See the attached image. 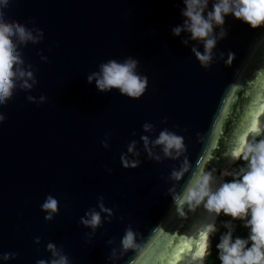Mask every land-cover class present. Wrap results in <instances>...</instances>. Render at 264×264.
<instances>
[{"label":"water","instance_id":"obj_1","mask_svg":"<svg viewBox=\"0 0 264 264\" xmlns=\"http://www.w3.org/2000/svg\"><path fill=\"white\" fill-rule=\"evenodd\" d=\"M176 5L182 7V0H12L6 19L28 27L33 19L44 39L22 50L24 60L38 69L37 85L30 92L17 90L0 107L6 115L0 123V253L18 254L0 264L47 260L50 241L63 248L72 264H110L106 257L129 224L140 233L139 247L117 264H170L203 220L202 207L190 211L184 205L183 217L177 208L214 146H220L221 158L219 173L213 175L230 170L229 153L250 126V113L263 104L264 28L226 17L228 35L216 50L232 51L235 59L230 67L216 61L204 70L180 37L170 34L182 22ZM129 55L148 77L140 98L115 89L100 93L94 82H86L99 63ZM29 94H43L46 101L37 106L25 99ZM144 122L154 125L153 137L165 127L184 137L189 169L179 181L168 179L178 161L146 159L139 140L147 135ZM262 124L258 127L264 129ZM106 133L108 149L100 143ZM133 139L141 164L125 169L119 156ZM49 194L57 199L58 212L45 221L40 204ZM97 196H103L113 218L86 242L90 229L78 221L97 206ZM34 237H40L39 244ZM110 237L115 245L106 244Z\"/></svg>","mask_w":264,"mask_h":264},{"label":"clouds","instance_id":"obj_2","mask_svg":"<svg viewBox=\"0 0 264 264\" xmlns=\"http://www.w3.org/2000/svg\"><path fill=\"white\" fill-rule=\"evenodd\" d=\"M12 0H0V107H6L19 91L30 92L38 83L36 72L38 69L23 58V48L29 43L35 45L44 39L43 31L35 26L33 19L27 24L15 23L6 19L5 11ZM179 15L182 22L170 28L173 37H180L182 45L190 48V52L198 61L201 68L208 70L216 61H222L224 66L230 67L235 59L232 51L227 53L218 51L217 44L228 35L225 27V18L231 16L234 19L247 24L252 29L264 28V0H182ZM184 34L183 36L181 34ZM202 48V51H201ZM49 51L51 49L49 48ZM40 55L43 62H48V57ZM139 60L131 55L122 60L108 59L97 66V70L86 75V82L92 84L100 93H109L118 90L120 95L129 98H140L145 93L148 85V77L138 72ZM25 99L37 106L46 101V96L38 97L31 94ZM6 115L0 112V123H3ZM165 117L162 123L166 122ZM176 126L174 125L173 128ZM143 133L139 137L142 142V151L146 159L160 162L164 159L178 161L179 166L174 167L168 179L179 181L189 169V160L186 155L184 137L169 128L161 129L154 137V125L144 122L141 125ZM249 133L254 135L249 137ZM264 129L258 127L254 120L248 131L240 135L229 153V163L237 165V169L230 171L221 170L219 176L212 172H205L186 189V194L177 208L179 216L183 217L184 205L188 210L194 211L202 207L208 216L198 229L196 250L188 264H204L206 254L210 255L212 237H217L215 243L216 258L219 264H264ZM135 136L136 132L133 131ZM197 138L201 139L200 133ZM101 140V146L109 148L108 138ZM261 137V138H257ZM141 150L137 149V140L127 143L126 151L121 152L119 160L125 169L136 168L141 164ZM105 171L111 174L112 169L105 167ZM231 179H225V177ZM174 189H167L171 194ZM103 196H97V206L89 207L84 215L79 218L78 225L90 229L85 233L86 242L95 235L96 229L104 223H110L113 218V210L105 207ZM174 199V198H173ZM40 210L46 213L45 221H51L58 212V201L51 194L46 195L40 204ZM105 214L102 215L101 214ZM229 219L220 221V232L216 221L218 217ZM123 219V217H117ZM235 221L247 229L246 235H234L236 231ZM139 231L133 229L131 224L125 227L123 235L119 239V245L110 249L106 261L117 264L129 250L139 247ZM34 243L39 244L40 237H34ZM114 237H110L106 244L115 245ZM45 250L50 253L47 260L39 259L36 264H72V261L64 253L62 247L53 242H48ZM16 252L0 253V261L15 259Z\"/></svg>","mask_w":264,"mask_h":264},{"label":"trees","instance_id":"obj_3","mask_svg":"<svg viewBox=\"0 0 264 264\" xmlns=\"http://www.w3.org/2000/svg\"><path fill=\"white\" fill-rule=\"evenodd\" d=\"M228 118V116H227ZM232 119H229L227 122L229 123ZM223 133V132H222ZM262 135H264V133H262ZM225 136H220V139H222ZM258 139L261 137H257ZM220 146L216 145L214 146V148L212 149V153L207 157L205 165L202 169L201 175L205 172H212L217 173L219 171V167L217 166L219 160H220ZM241 163L240 161H237L235 164H233V166L230 168V171L236 170L237 169V165ZM225 179H231V177H225ZM229 219L228 217H224L221 216L218 218V228L219 231L222 232L224 231V229L222 227H220V221L222 220H226ZM236 225V231L234 233V235H246L247 233V229L243 228L240 226V222L239 221H235L234 222ZM216 237H212V247L209 249L210 255L206 254V258L204 261V264H219V260L216 258V250H215V243L217 242V237L219 236V232L216 234Z\"/></svg>","mask_w":264,"mask_h":264},{"label":"bare ground","instance_id":"obj_4","mask_svg":"<svg viewBox=\"0 0 264 264\" xmlns=\"http://www.w3.org/2000/svg\"><path fill=\"white\" fill-rule=\"evenodd\" d=\"M262 105H264V100H263ZM257 122H258V124H260V123L262 124L264 122V112H261V114L259 116H257ZM207 216H208V214L206 213L205 216L203 217V220L200 223L195 224V226L192 228L190 233L187 235V237L183 243V244H185V243L188 244L187 250L180 253V258L178 260H175V258H174L170 264H173L174 260H175V264H188L189 260L191 259L192 255L194 254V252L196 250V246L193 244V242L196 238L198 239V229L200 228L202 222L205 220V218Z\"/></svg>","mask_w":264,"mask_h":264},{"label":"snow or ice","instance_id":"obj_5","mask_svg":"<svg viewBox=\"0 0 264 264\" xmlns=\"http://www.w3.org/2000/svg\"><path fill=\"white\" fill-rule=\"evenodd\" d=\"M261 112H264V105H261L259 111H255V112L250 113V116H251L250 126L247 127L245 129V131L249 130V128L251 127L252 122L254 120H257V116H259L261 114ZM187 248H188V244L187 243H185L182 246H180L179 248H177L176 251H175V254H174L175 255V260H178L180 258V253H182L183 251L187 250ZM175 260L173 261V264H175Z\"/></svg>","mask_w":264,"mask_h":264},{"label":"rangeland","instance_id":"obj_6","mask_svg":"<svg viewBox=\"0 0 264 264\" xmlns=\"http://www.w3.org/2000/svg\"><path fill=\"white\" fill-rule=\"evenodd\" d=\"M219 173V172H218Z\"/></svg>","mask_w":264,"mask_h":264}]
</instances>
